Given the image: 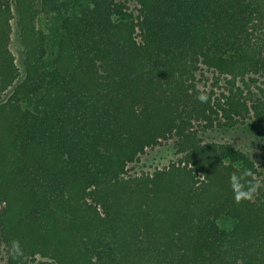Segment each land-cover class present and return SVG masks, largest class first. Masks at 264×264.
Here are the masks:
<instances>
[{"label": "trees", "instance_id": "obj_1", "mask_svg": "<svg viewBox=\"0 0 264 264\" xmlns=\"http://www.w3.org/2000/svg\"><path fill=\"white\" fill-rule=\"evenodd\" d=\"M134 1L0 0V264H264V138L259 164L204 139L264 123V0ZM169 138L178 165L123 176ZM245 168L261 187L236 203Z\"/></svg>", "mask_w": 264, "mask_h": 264}, {"label": "rangeland", "instance_id": "obj_2", "mask_svg": "<svg viewBox=\"0 0 264 264\" xmlns=\"http://www.w3.org/2000/svg\"><path fill=\"white\" fill-rule=\"evenodd\" d=\"M120 1H124L129 9L135 13L137 12V4L134 0ZM36 25L39 29L47 34L49 40L54 38V24L52 22L51 14L45 12L39 13L36 19ZM11 27L12 31L9 39V48L20 71V78H22L24 49L20 42L15 18L11 20ZM197 77L200 78V86L206 85L208 87L217 82L216 85H213V89L216 91V93H220L223 90L226 80L229 79L228 76L219 75L209 70H203L201 73L199 71ZM216 77L218 78L216 79ZM9 92L10 89L3 98H5ZM263 138L264 123L256 122L254 119H247L245 122L238 123L234 127H222L212 130L204 136V139L206 140L215 142H229L235 147L246 152L256 164L261 162L258 144ZM176 150L177 147L175 144V139L169 138L167 140H162L159 144L147 148L145 152L140 155L138 160L129 163L123 176L129 177L133 175L152 173L153 171L162 169L171 163L178 165L181 154ZM200 179L202 178L200 177ZM37 259L40 260L41 258L37 257Z\"/></svg>", "mask_w": 264, "mask_h": 264}, {"label": "clouds", "instance_id": "obj_3", "mask_svg": "<svg viewBox=\"0 0 264 264\" xmlns=\"http://www.w3.org/2000/svg\"><path fill=\"white\" fill-rule=\"evenodd\" d=\"M197 99L201 103L208 101V97L205 94L198 95ZM229 187L234 201L240 203L242 201H253L261 184L255 180L252 170L245 168L239 175H232L230 177ZM24 255L25 250L21 246L20 241L12 239L7 246V256L15 261L24 257Z\"/></svg>", "mask_w": 264, "mask_h": 264}]
</instances>
